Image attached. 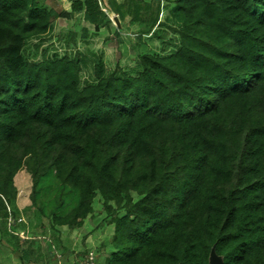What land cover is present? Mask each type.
<instances>
[{
	"label": "trees",
	"instance_id": "trees-1",
	"mask_svg": "<svg viewBox=\"0 0 264 264\" xmlns=\"http://www.w3.org/2000/svg\"><path fill=\"white\" fill-rule=\"evenodd\" d=\"M132 1L110 6L146 48L121 64L101 0H0V208L60 186L81 226L100 193L125 211L107 264H264V0ZM79 12L92 32L57 36Z\"/></svg>",
	"mask_w": 264,
	"mask_h": 264
},
{
	"label": "rangeland",
	"instance_id": "rangeland-1",
	"mask_svg": "<svg viewBox=\"0 0 264 264\" xmlns=\"http://www.w3.org/2000/svg\"><path fill=\"white\" fill-rule=\"evenodd\" d=\"M111 1L101 0L102 10L107 14L108 20L100 29L98 45L111 46L114 58L124 64L146 48L147 34H143L138 27L140 21L133 20V12L126 13L125 19H121L125 26L117 27L110 18L114 13L110 6ZM116 1L122 3L131 0ZM140 1L143 7L150 2ZM69 4H66V9L69 8ZM54 7L58 13L63 10L62 6ZM152 11L155 12L156 8L149 11L143 9L141 15L148 18ZM115 15L118 18L116 13ZM117 24L121 25L118 20ZM92 30L83 15H77L71 22L59 18L56 34L59 36L60 33H74L77 39L89 35ZM26 179L30 183L27 176ZM18 186L20 195L23 184L19 181ZM59 187L55 186V189ZM55 189L50 194H43L34 203L22 205L13 199L4 203V208H0V264H68L89 250L99 254L98 264H107L108 256L114 252L113 214L121 216L125 212L124 209L118 207L113 200H110V205L107 206L103 196L96 193L91 211L81 226L56 224L50 213L58 197ZM27 194H30L29 190ZM132 196L134 199L138 198L135 192H132ZM41 206L44 207V212L41 211Z\"/></svg>",
	"mask_w": 264,
	"mask_h": 264
},
{
	"label": "crops",
	"instance_id": "crops-1",
	"mask_svg": "<svg viewBox=\"0 0 264 264\" xmlns=\"http://www.w3.org/2000/svg\"><path fill=\"white\" fill-rule=\"evenodd\" d=\"M39 2H44L45 3V6H47V5H49L48 7H52V8H54L55 9V7H54V5H57V6H62L63 7V10H62V12H64V11H66V12H69L68 11V9H66L65 8V6H66V4L68 3L69 4V0H38ZM67 2V3H66ZM43 3V4H44ZM113 14H115V13H113ZM77 15H83V17H84V12H79V13H74L73 15L71 14V16L70 17H64V19H67L69 22H71V21H73V19L77 16ZM74 17V18H73ZM73 18V19H72ZM118 21H119V23H121V25L120 26H118V24H116V22L115 21H113V23L117 26V27H123V26H125L124 25V22L121 20V18L119 17V15H118ZM118 31H120V28H118ZM74 260H72L70 263H68V264H71L72 262H73Z\"/></svg>",
	"mask_w": 264,
	"mask_h": 264
},
{
	"label": "built area",
	"instance_id": "built-area-1",
	"mask_svg": "<svg viewBox=\"0 0 264 264\" xmlns=\"http://www.w3.org/2000/svg\"><path fill=\"white\" fill-rule=\"evenodd\" d=\"M112 21H115V14L110 16ZM99 254L94 250L86 251L81 257L75 259L71 264H98Z\"/></svg>",
	"mask_w": 264,
	"mask_h": 264
},
{
	"label": "water",
	"instance_id": "water-1",
	"mask_svg": "<svg viewBox=\"0 0 264 264\" xmlns=\"http://www.w3.org/2000/svg\"><path fill=\"white\" fill-rule=\"evenodd\" d=\"M115 22L117 24V20L118 18L115 17ZM209 264H224V258L223 256H220L218 255L216 252H215V249L212 248L211 249V252H210V256H209Z\"/></svg>",
	"mask_w": 264,
	"mask_h": 264
}]
</instances>
